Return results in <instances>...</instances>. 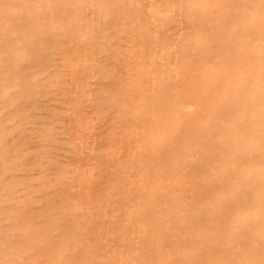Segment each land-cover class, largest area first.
<instances>
[{
    "label": "bare ground",
    "instance_id": "obj_1",
    "mask_svg": "<svg viewBox=\"0 0 264 264\" xmlns=\"http://www.w3.org/2000/svg\"><path fill=\"white\" fill-rule=\"evenodd\" d=\"M0 264H264V0H0Z\"/></svg>",
    "mask_w": 264,
    "mask_h": 264
}]
</instances>
